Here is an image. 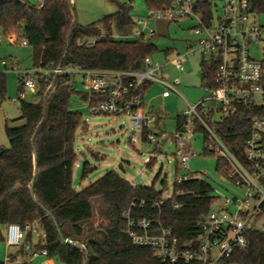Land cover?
Returning <instances> with one entry per match:
<instances>
[{
    "label": "trees",
    "instance_id": "trees-1",
    "mask_svg": "<svg viewBox=\"0 0 264 264\" xmlns=\"http://www.w3.org/2000/svg\"><path fill=\"white\" fill-rule=\"evenodd\" d=\"M144 1L148 10H164L173 2ZM250 1L254 9L264 10V6L256 5H264V0ZM74 5L75 0H42L37 5L27 0H0V33L18 37L21 32L22 39L33 49L35 67L139 70L144 67L146 56L159 52L153 42L154 35L138 39L114 36V31L122 36L132 32L135 20L131 3L122 4L117 12L86 25L73 22ZM92 36L100 38L94 46H88L85 40ZM216 70L215 61L203 60L204 86H217ZM24 89L19 80L22 113L19 119L26 118L27 125L10 130L6 124L10 146L0 147V241L5 240L3 227L18 223L28 230L30 242L33 240L31 228H41L44 238L34 249H46L49 258L62 264H167L152 248L133 243L124 231V213L133 202L141 200H146L148 205L137 208L134 215L160 219L164 226L174 228L180 241H188L200 233V220L216 200L210 181L192 178L179 183L176 180L172 196L159 208H153L151 203L163 198L161 191L154 186L134 184L114 170L77 191L73 185V169L78 161L75 143L78 130L86 131L88 124L81 112L70 108V102L74 94L86 101L88 95L71 86L67 74L41 82L37 90L41 100L37 103L21 96ZM5 91L6 79L0 71L2 96ZM263 116L264 105H241L238 113L217 122L215 128L227 146L242 159L252 120ZM161 120L158 115L155 126V130L160 131L156 133L158 138L163 133ZM184 121V115H179L178 131ZM197 131L207 136L198 124ZM158 149L156 146L155 150ZM153 163L154 158H151L147 165ZM217 170L228 171L226 161L219 157ZM93 197L104 200L107 222L86 229L84 224L94 217ZM176 203L179 207H175ZM97 229L100 232L94 235ZM63 238L80 242L81 246H73ZM246 238L245 245L236 248L226 264H264V231L252 228ZM20 253L23 250L20 249Z\"/></svg>",
    "mask_w": 264,
    "mask_h": 264
},
{
    "label": "built area",
    "instance_id": "built-area-1",
    "mask_svg": "<svg viewBox=\"0 0 264 264\" xmlns=\"http://www.w3.org/2000/svg\"><path fill=\"white\" fill-rule=\"evenodd\" d=\"M160 16L172 21L195 19L197 25L192 30L197 36L196 46L208 56V61L217 63V86L206 85L210 91L207 99L189 104L183 114L185 121L179 128L180 136L175 138L181 164L188 169L190 158L196 155L184 135L200 132L197 131L198 124L207 134L204 151L226 161L228 171L222 175L231 183V188L227 190L229 193L221 194L213 187L216 200L200 220V233L188 241H180L174 228L164 226L158 218L134 215L137 208L148 205L146 200L133 202L124 213V231L133 243L152 248L155 255L167 264H226L235 249L245 245L249 230L258 228L260 222L264 223V116L252 120L242 159L227 146L215 128L217 122L238 113L241 105H264V10L254 9L250 0H173L164 10H148L146 19H134L131 33L114 36L148 38L146 32L153 36L155 32L148 28V24L152 18ZM99 38L89 37L85 43L94 46ZM23 44L29 45L25 40ZM192 50L194 47L190 44L186 53H178L164 63L146 56L144 67L139 70H99L78 66L22 69L17 62L2 61L1 64L15 70L24 88L32 91H37L41 82H49L55 75L67 74L70 85L77 89L82 87V92L88 95L92 114L129 116L131 123L140 129L143 139L157 142L158 114L145 109L146 87L160 83L164 86L162 95L165 98L178 92L177 84L170 81L168 67L171 64L183 69ZM257 96L261 97L260 101ZM206 101L210 102L208 107ZM137 140L135 131L131 141ZM192 178L203 177L188 172L177 181L182 183ZM166 199L155 200L151 206L159 208ZM175 207H179V203ZM31 230L38 233L36 226ZM3 233L8 245L29 252L31 256L42 254L48 257L46 249H34L33 242L27 240L28 230L20 224H6ZM1 264L32 263L27 261L24 253L16 252L8 255ZM50 264L62 263L52 261Z\"/></svg>",
    "mask_w": 264,
    "mask_h": 264
},
{
    "label": "rangeland",
    "instance_id": "rangeland-1",
    "mask_svg": "<svg viewBox=\"0 0 264 264\" xmlns=\"http://www.w3.org/2000/svg\"><path fill=\"white\" fill-rule=\"evenodd\" d=\"M38 1L31 0V3L37 5ZM125 3L133 5L131 13L135 20L147 18L148 9L144 0H75L76 22L86 25L99 21L117 12ZM196 25L195 19L183 18L172 21L166 16L154 17L148 24V28L155 32L153 42L159 48V52L153 56L155 60L164 63L178 53H186L190 44L194 47V50L189 52L183 69L179 70L171 64L168 67L170 81L177 84L178 92H172L170 97L165 98L162 95L164 86L160 83H153L147 89L145 109L162 118L160 128L163 133L159 138L157 136V142L144 140L140 129L131 123L129 116L92 114L88 102L81 95L72 96L70 108L81 112L83 120L88 124L86 131L78 130L75 143L78 161L74 167L73 185L77 191L108 171L114 170L134 184L154 186L162 192L163 198L172 196L175 181L188 172L198 173L210 181L219 193H229L227 190L231 188V183L217 170V156L204 152L205 138L202 131L194 135H184L185 140L190 143L192 152L196 154L190 158L188 169L183 167L181 156L177 153L175 138L180 136L177 130L178 116L189 109V104L206 100L210 95V91L202 83V62L204 59L207 60L208 56L196 46L197 36L192 30ZM146 36L152 35L146 32ZM23 41L21 32L18 37L13 38L1 32V62H17L22 69H34L33 49L29 45H24ZM166 51L169 53L166 54ZM0 71L4 73L6 79L5 95L2 96L0 93V147H9L6 124L22 114L18 99L19 75L15 70L8 69L2 64ZM78 90L83 91V88L79 87ZM21 96L33 103L41 100L37 91L27 88L23 90ZM256 99L260 101L261 97L257 96ZM205 104L208 107L210 102L206 101ZM204 116L207 118L206 114ZM135 131L138 140L132 142L131 136ZM158 132L160 131H155ZM156 146L159 148L157 151ZM151 158H154V163L148 166L147 162ZM93 208L94 217L84 224L86 229L107 222V206L101 197L93 200ZM258 228L264 231V223L260 222ZM37 229L42 238L43 230L39 227ZM99 232L97 229L94 235ZM16 249V246L8 245L5 240L0 241V262H4L8 255L15 254Z\"/></svg>",
    "mask_w": 264,
    "mask_h": 264
},
{
    "label": "crops",
    "instance_id": "crops-1",
    "mask_svg": "<svg viewBox=\"0 0 264 264\" xmlns=\"http://www.w3.org/2000/svg\"><path fill=\"white\" fill-rule=\"evenodd\" d=\"M27 1L31 3V0H27ZM38 2L41 3L42 0H39ZM34 5H36V4H34ZM13 35H15V34H13ZM13 35H10V37L13 36ZM16 119H19V118H15L14 120H16ZM76 165H77V163L75 164V166ZM73 179H74V169H73ZM96 198H98V197H93L91 199L92 204H93V200L96 199ZM3 230H4V227H3ZM40 237H41V235L39 234V232L38 233H33V240H32V242L34 244V248H35V245H37V243L43 239L44 234L42 235V238H40ZM16 252H20V249L17 248L16 249ZM23 253L26 256L27 261L31 262L32 264H50L52 261H54L53 259H51L49 257H46V256H44L42 254L35 255V256H31V254L29 252H24L23 251Z\"/></svg>",
    "mask_w": 264,
    "mask_h": 264
},
{
    "label": "water",
    "instance_id": "water-1",
    "mask_svg": "<svg viewBox=\"0 0 264 264\" xmlns=\"http://www.w3.org/2000/svg\"><path fill=\"white\" fill-rule=\"evenodd\" d=\"M73 22L75 23L76 22V16H75V13H73ZM27 125V119L26 118H22V119H16V120H10L7 122V126L10 130H15V129H20V128H23ZM137 180H139V177H137ZM63 240L65 242H68L70 244H72L73 246H76V247H80L81 246V243L80 242H77V241H73V240H70L68 238H63Z\"/></svg>",
    "mask_w": 264,
    "mask_h": 264
}]
</instances>
